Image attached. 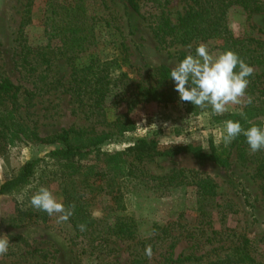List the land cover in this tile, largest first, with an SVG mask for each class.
<instances>
[{
	"label": "rangeland",
	"instance_id": "rangeland-1",
	"mask_svg": "<svg viewBox=\"0 0 264 264\" xmlns=\"http://www.w3.org/2000/svg\"><path fill=\"white\" fill-rule=\"evenodd\" d=\"M103 1L104 5L98 3L92 10L102 17L110 14L119 28L129 55L130 67L123 69L128 74L125 78L128 83L141 82L153 87L151 74L154 69H171L182 60V54L186 56L191 52L194 55L200 43L207 45L211 53L222 52L220 42L214 40L161 47L149 25L128 8L124 0ZM259 1L264 3V0ZM28 2L0 0V73L13 86L26 88L30 83L22 80L15 64L21 51V34L28 45L47 44L44 28L38 20L40 2H34L33 21L22 26ZM189 7L188 0H171L167 8L170 19L174 22ZM226 19L234 37L244 40L251 49L260 50L264 57V11L248 14L240 7L232 6ZM98 37L100 43L91 51L99 54L101 59L112 57L109 38L104 32ZM86 60L83 56L79 62L83 65ZM53 70L60 84L48 95L35 98L28 108L13 111L11 105L7 110L0 107V186L15 177L27 162L35 163V175L27 185L0 195V235H7L10 243L7 254L0 256V264H127L133 260L140 264H170L171 259L188 255L207 254L210 258H218L226 252L223 249L237 244L239 235L250 241L252 264H264V194L255 176L256 163L245 162L238 146L232 142L226 147L222 140V122L234 121L241 110L240 105H229L225 113L215 114L211 108L192 111L191 104L182 102L179 97L169 104H140L127 114L132 131L116 134L99 146L100 157L88 164L100 170L108 168L112 177L117 175L119 183L124 185V195L118 201L120 204H113L108 195L86 194L84 198L90 199L86 200L90 217L100 227H113L131 219L136 228L131 239L110 237L109 245L114 249L110 254L84 252L87 238L81 231H73L69 222L57 224L56 216L49 217L47 222L10 226L16 208L29 209L30 196L40 186L49 188L63 202L62 187L80 179L77 173H72L74 176L63 174L72 171L49 157L56 145H44L36 138L47 139L66 130H93L96 136L113 133L88 117L86 103L78 107L64 92L72 74L71 64L66 59H56ZM260 97L262 100L264 96ZM121 99L118 93L107 99L104 111L108 122L127 112L124 103H118ZM251 125L264 127V115L247 121L242 127L246 129ZM148 136L157 139L160 149L191 144L210 153L213 145L216 155L226 160L227 165L222 167L200 161L189 154L154 157L140 162L126 156L124 150L135 139ZM129 162L133 163L129 169L132 175L126 178ZM180 169L211 178L217 186L218 196L203 201L194 186H168L148 178L164 177L172 170ZM93 179L92 176L90 180ZM98 184L104 187L105 182ZM119 205L124 206L123 211L119 210ZM154 225L169 228L162 232L153 228ZM148 246L151 247L150 256L145 251Z\"/></svg>",
	"mask_w": 264,
	"mask_h": 264
},
{
	"label": "trees",
	"instance_id": "trees-1",
	"mask_svg": "<svg viewBox=\"0 0 264 264\" xmlns=\"http://www.w3.org/2000/svg\"><path fill=\"white\" fill-rule=\"evenodd\" d=\"M22 26L29 25L32 21L34 2H40V16L38 20L44 28L47 39L46 46H31L27 44L21 34V51L16 68L30 87L13 86L8 78L0 73V107L7 110L12 106L13 111L28 108L33 100L39 96L48 95L53 88H58L60 80L56 79L53 62L56 59H66L71 64L72 74L64 92L77 104L88 110V117L94 118L101 126L113 131L108 136L93 135V130H66L47 139L36 138L44 145H56L49 157H54L65 168L63 174L74 176L77 173L80 179L70 186L62 187L63 203L65 206L74 203V215L69 219L73 231L80 232L78 224H85L87 230L81 231L87 242L84 252L99 254L114 251L109 245L110 237L131 239L135 235L133 220L114 225L113 227L98 226L96 220L90 217L88 210L89 198L86 194L93 193L100 197L102 194L110 196L113 204L117 203L124 195L123 186L119 183L117 175L111 176L110 170H100L88 164L100 157L99 146L107 140L113 139L119 133L132 131L127 114L140 104L157 102L161 104L173 103L178 99L174 81L170 78V70L158 67L152 71L153 87H148L141 82L128 83V74L124 71L129 68V55L127 47L121 37L119 28L113 17L108 14L102 17L92 10L96 4L104 5L103 0H28ZM128 8L140 15L149 25L151 33L161 47L187 46L194 42H207L214 40L220 42L221 50L236 52L249 66L254 69L249 76L246 90L247 96L253 97L252 104L243 108L246 119L240 115L234 117L244 125L253 118L264 115V57L256 48L251 49L244 40L234 37L227 26L226 14L230 7L238 6L245 13L255 14L264 11V3L259 0H188L190 7L185 14L174 22L169 17L168 5L171 0H124ZM104 32L109 38L112 57L101 59L95 49L100 43L99 35ZM86 56L87 62L80 64V59ZM185 57L182 54V59ZM63 87V85H61ZM118 93L122 97L118 103H124L127 112L118 116L115 121L108 122L105 118V106L109 97ZM21 99V102L19 101ZM189 103V102H185ZM191 104V103H190ZM196 108L190 105V110H209ZM230 115V114H228ZM93 136V137H91ZM76 142V143H74ZM211 145V144H210ZM240 149V157L245 162H255V176L260 182L264 194V150L250 153L249 146L243 135L238 136L232 143ZM211 152L205 153L197 145H177L160 149L155 137L135 139L124 153L127 157L138 162L154 157H173L179 154H189L200 161H210L220 166H226L227 161L216 155V148L211 145ZM89 155V156H87ZM87 156V157H86ZM133 163L129 162L126 178L131 177ZM87 168H89L87 170ZM94 169V170H93ZM35 163L27 162L19 173L0 186V195L24 187L35 175ZM81 171V172H80ZM94 177L91 181L90 178ZM158 184L165 182L168 186L191 185L196 188L197 196L203 201L214 199L218 196L217 186L209 177H201L195 171L172 170L164 177H148ZM105 182L104 187L98 183ZM191 181V182H189ZM189 182V183H188ZM97 183V184H96ZM94 197V196H93ZM120 204V202H118ZM124 206L119 205L123 211ZM49 215L42 211L16 208V216L10 226H21L32 222H47ZM86 218L88 221L86 222ZM156 230L166 232L169 228L154 225ZM16 239H19L15 237ZM237 244L223 250L226 252L218 258H210L207 254L200 256L188 255L170 260V264H252L250 241L239 235ZM173 246L171 247V249ZM222 248V247H221ZM127 264H140L138 260Z\"/></svg>",
	"mask_w": 264,
	"mask_h": 264
},
{
	"label": "clouds",
	"instance_id": "clouds-1",
	"mask_svg": "<svg viewBox=\"0 0 264 264\" xmlns=\"http://www.w3.org/2000/svg\"><path fill=\"white\" fill-rule=\"evenodd\" d=\"M254 69L232 50L211 53L204 43L175 64L170 70V78L174 81L175 90L182 102H189L196 108H211L215 114H223L229 105H240L237 113L246 119L244 107L252 104L253 97L246 95L249 84L247 79L253 75ZM224 134L222 140L227 147L238 136L243 135L249 146L250 153L264 150V127L251 125L242 127L239 121L231 119L223 122ZM30 206L36 211L56 216V223H67L74 215L75 204L65 206L58 200L49 188L40 186L30 196ZM80 231H86V225H77ZM7 235H0V256L9 250ZM146 254L151 255V247L146 248Z\"/></svg>",
	"mask_w": 264,
	"mask_h": 264
}]
</instances>
